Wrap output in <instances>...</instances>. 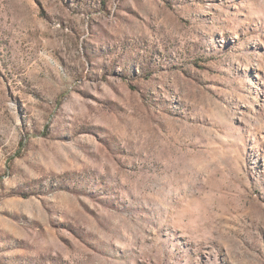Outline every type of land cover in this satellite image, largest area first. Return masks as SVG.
Here are the masks:
<instances>
[{
	"label": "rangeland",
	"instance_id": "374dc122",
	"mask_svg": "<svg viewBox=\"0 0 264 264\" xmlns=\"http://www.w3.org/2000/svg\"><path fill=\"white\" fill-rule=\"evenodd\" d=\"M0 264H264V0H0Z\"/></svg>",
	"mask_w": 264,
	"mask_h": 264
}]
</instances>
